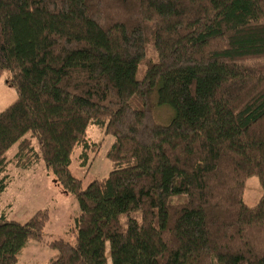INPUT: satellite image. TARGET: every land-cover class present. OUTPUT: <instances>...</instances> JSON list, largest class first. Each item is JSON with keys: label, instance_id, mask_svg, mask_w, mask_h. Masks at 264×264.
Here are the masks:
<instances>
[{"label": "trees", "instance_id": "trees-1", "mask_svg": "<svg viewBox=\"0 0 264 264\" xmlns=\"http://www.w3.org/2000/svg\"><path fill=\"white\" fill-rule=\"evenodd\" d=\"M5 72L0 198L10 166L41 163L79 213L45 242L47 210L20 223L0 205V264L28 242L47 264H264V0H0ZM92 126L112 171L83 188L69 167Z\"/></svg>", "mask_w": 264, "mask_h": 264}, {"label": "rangeland", "instance_id": "rangeland-1", "mask_svg": "<svg viewBox=\"0 0 264 264\" xmlns=\"http://www.w3.org/2000/svg\"><path fill=\"white\" fill-rule=\"evenodd\" d=\"M9 77L8 72L0 76V112L17 97L15 90L8 84ZM136 78H141L139 71ZM170 111L167 107H158L154 110L156 123L169 124L172 116ZM86 138L96 144V151L89 149L81 164L78 157L82 153L78 149L74 150L69 167L70 173L81 180L83 188L93 180L106 178L112 171L106 152L113 142V137L92 126L88 127ZM15 152L16 147H13L8 156L12 157ZM8 173L11 180L0 198V205H7L5 209L7 217L24 223L37 211L47 210L49 219L43 233L44 241H69L74 219L79 213L76 200L59 185L55 177L41 163L30 170H20L10 166ZM261 195L262 189L258 178L248 177L242 194L243 203L253 207L258 203ZM54 252L47 246L28 242L16 264H47Z\"/></svg>", "mask_w": 264, "mask_h": 264}, {"label": "crops", "instance_id": "crops-1", "mask_svg": "<svg viewBox=\"0 0 264 264\" xmlns=\"http://www.w3.org/2000/svg\"><path fill=\"white\" fill-rule=\"evenodd\" d=\"M11 104V103H10Z\"/></svg>", "mask_w": 264, "mask_h": 264}]
</instances>
